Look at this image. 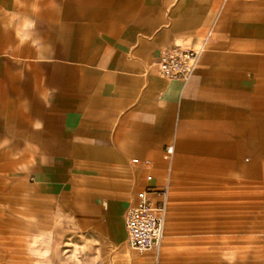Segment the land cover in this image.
I'll return each instance as SVG.
<instances>
[{"label": "crops", "instance_id": "obj_1", "mask_svg": "<svg viewBox=\"0 0 264 264\" xmlns=\"http://www.w3.org/2000/svg\"><path fill=\"white\" fill-rule=\"evenodd\" d=\"M201 45L187 81L157 74L160 50ZM0 169L75 201L84 264H264V0H0ZM166 179L153 261L124 219Z\"/></svg>", "mask_w": 264, "mask_h": 264}, {"label": "rangeland", "instance_id": "obj_2", "mask_svg": "<svg viewBox=\"0 0 264 264\" xmlns=\"http://www.w3.org/2000/svg\"><path fill=\"white\" fill-rule=\"evenodd\" d=\"M31 183L29 176L15 177L0 169V264H80V260L84 264L96 248L77 224L75 201L37 189ZM219 186L221 191L237 190L235 185L222 184H204L203 189L208 191ZM174 190L191 193L192 187L190 182H185L182 186L175 185ZM181 202L183 208H188L191 200L185 198ZM230 236L232 240L243 237L238 231H231ZM244 250L251 251L249 247H232V262L239 260ZM165 251L164 244L161 254ZM172 251L180 257L187 254L188 260L192 254L189 248ZM200 252L207 255L206 249ZM148 254L154 261L155 255Z\"/></svg>", "mask_w": 264, "mask_h": 264}, {"label": "built area", "instance_id": "obj_3", "mask_svg": "<svg viewBox=\"0 0 264 264\" xmlns=\"http://www.w3.org/2000/svg\"><path fill=\"white\" fill-rule=\"evenodd\" d=\"M204 45L197 49H183L179 46L166 47L159 51L154 64L157 74L165 79L187 81L197 67ZM174 153L172 145L163 149V159L171 161ZM140 166L148 163L132 161ZM146 181H152L151 175ZM169 199V181L156 187L147 185L136 195L135 203L125 213L126 242L137 253L152 252L158 257L164 240V229Z\"/></svg>", "mask_w": 264, "mask_h": 264}]
</instances>
